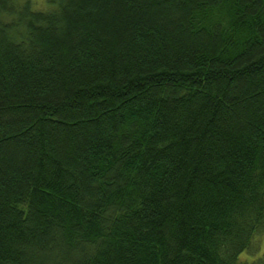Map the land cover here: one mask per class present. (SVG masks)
I'll list each match as a JSON object with an SVG mask.
<instances>
[{"label":"trees","instance_id":"trees-1","mask_svg":"<svg viewBox=\"0 0 264 264\" xmlns=\"http://www.w3.org/2000/svg\"><path fill=\"white\" fill-rule=\"evenodd\" d=\"M47 8L0 0V264H249L264 0Z\"/></svg>","mask_w":264,"mask_h":264},{"label":"rangeland","instance_id":"rangeland-1","mask_svg":"<svg viewBox=\"0 0 264 264\" xmlns=\"http://www.w3.org/2000/svg\"><path fill=\"white\" fill-rule=\"evenodd\" d=\"M37 9L46 10L49 0H32ZM48 9V8H47ZM259 250L257 252H244L240 255L242 261L249 264H264V235L258 238Z\"/></svg>","mask_w":264,"mask_h":264}]
</instances>
